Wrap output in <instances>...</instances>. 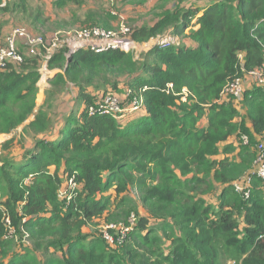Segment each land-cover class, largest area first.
Here are the masks:
<instances>
[{"label":"trees","instance_id":"obj_1","mask_svg":"<svg viewBox=\"0 0 264 264\" xmlns=\"http://www.w3.org/2000/svg\"><path fill=\"white\" fill-rule=\"evenodd\" d=\"M3 3L0 15L9 10ZM180 3L155 0L152 23L130 27L136 43L167 32L179 39L138 61L124 50L84 48L69 56L63 48L53 55L48 68L63 72L48 94L72 84L85 104L68 115L56 137L47 110L25 124L34 115L42 59L25 57L0 73V135L22 126L35 134L22 161L0 158V264H221L224 256L234 264H264V182L254 179L249 198L235 190L264 140V86L250 84L239 101L222 95L230 82L264 65V0ZM111 14L94 13L84 28L109 27L118 16ZM101 90L131 91V98H143V107L128 121L90 116ZM136 185L159 209L173 211L166 217L137 212L121 245L84 232L110 203H127ZM22 227L32 233L31 245L10 253Z\"/></svg>","mask_w":264,"mask_h":264},{"label":"rangeland","instance_id":"obj_2","mask_svg":"<svg viewBox=\"0 0 264 264\" xmlns=\"http://www.w3.org/2000/svg\"><path fill=\"white\" fill-rule=\"evenodd\" d=\"M210 0H181L180 5H184L186 7L194 5V6H204ZM42 0H30L29 11L24 12L23 15L16 16L14 25L11 24L10 20H5V17H8L7 14L0 15V24L2 25L1 36L4 32L7 31L8 28L15 26H23L28 28L31 32L36 35H40L44 37L46 40L51 41L53 38L64 37V34L78 31L84 27H88V25H84L88 19L91 18V15L96 13L97 15H102L107 18L109 14L112 16L119 15L124 18L125 24L129 27H133L135 25H141L143 23L150 24L154 19V5L155 0H150L146 4L138 7L128 8L122 4V0H86L84 6H78L69 4L66 7H59L58 9L46 6L42 3ZM41 4V5H40ZM172 7V4L169 5V8ZM38 12H42V16L40 15V19H36ZM156 12V11H155ZM109 13V14H108ZM142 16L143 19H138L137 17ZM3 16V17H2ZM10 21V22H9ZM121 19L117 16V19L112 20L110 22L109 27H105L100 25L98 27L107 28L113 32H118L120 29ZM3 31V32H2ZM0 36V37H1ZM132 41V40H131ZM177 43L179 39L173 38L170 35V32L165 33L162 36L151 39L145 43H136L132 41L130 47L126 49L127 52H131L133 54L134 60L138 61L141 57L147 54L151 49H153L157 45H161L162 43ZM60 46V45H59ZM58 49V48H56ZM55 50V48H54ZM61 49L56 50L59 51ZM63 70L55 69L50 70L48 65L44 62L41 63V67L39 69V73L41 74V78L38 82L39 93L36 98V107L34 110V115L30 117V119L25 123L35 119V115L38 113L40 109L47 110L52 121V126L55 125L54 129L55 133L51 137L57 136V131L60 130L61 126L64 125V121L68 117V115L72 113H77L78 110L81 111L84 109V102L78 99V91L77 89L70 84L62 91L55 94L54 97H51L48 93L52 89L51 81L58 73H62ZM245 87L247 88L252 81L246 79ZM54 89H56L54 87ZM105 91V90H101ZM127 92V91H126ZM125 91L118 92V94L124 99L123 107L128 108L126 105L128 101H126L127 93ZM136 94L133 92V95ZM135 97H137L135 95ZM243 108L240 107V111L242 114L244 113ZM135 114V113H134ZM133 114L127 113L121 121H128L131 119ZM24 126L19 127L16 132L14 131L12 134H3L0 135V158L9 155L10 158H14L16 162L22 161L23 155L27 150H30L34 147V136L32 132L29 134H25ZM16 138L14 143V147L10 149V151L2 152V147L4 144L12 139ZM225 156V155H224ZM222 155V157H224ZM151 186V182L148 181L149 188ZM146 189L143 187L131 188L129 193L126 195L128 202L122 204L121 208L118 207L115 203L109 204V209L104 213V215L100 218H97L94 223L89 224L84 232L90 237L104 236V233L108 232L112 236H118L121 234V229L124 227H130V221L133 217L136 218V213H141L142 215L150 216L151 214H155V211L160 215L159 217H166L173 211V208L161 210L158 208L154 202H150L146 199ZM113 191L109 194L111 195ZM115 196V195H114ZM113 196V197H114ZM158 221L154 225H157ZM134 229V228H133ZM159 229V228H158ZM132 232V231H131ZM130 232V233H131ZM128 234V236L130 235ZM14 234H16L14 232ZM31 236L32 233L29 232L25 227H22L21 233L16 234V237L11 245L10 253L18 252L22 253V249L25 247H30L31 245ZM126 241V239H125ZM124 241V242H125ZM123 242V243H124ZM123 243H117L116 245H121ZM169 243L166 244L164 251L167 253V247ZM221 264H234L231 260L224 256L221 259Z\"/></svg>","mask_w":264,"mask_h":264},{"label":"built area","instance_id":"obj_3","mask_svg":"<svg viewBox=\"0 0 264 264\" xmlns=\"http://www.w3.org/2000/svg\"><path fill=\"white\" fill-rule=\"evenodd\" d=\"M118 17L121 19L118 32L101 27H89L67 33L66 35L64 34V37H61L63 39L55 37L51 41L34 34L26 27H14L5 36L0 37V73L4 72L8 65H21L25 57H40L42 62L48 65L56 50L63 48L68 50L69 56L84 48H89L95 53L109 50L126 51L133 44L129 37L131 28L125 24L123 17L119 15ZM163 44L166 43H162L161 45ZM246 79L258 86H264V65L255 71L248 72L245 79L238 78L230 82L223 90V97L230 96L236 101L241 100L246 90L245 84L248 83ZM131 96L132 92L128 91L126 98V101H128L126 106L128 108H125L123 107L124 99L119 94L112 90H105L100 99L89 108L88 113L90 116L107 115L121 120L127 113H137L143 107V98H131ZM128 98L131 99L129 100ZM242 140L244 144H248V137L243 136ZM254 179L264 182V140H261L257 145L253 168L235 183L236 192L249 198ZM69 184L72 187L75 186L73 180H70ZM135 223L136 218L133 217L130 221L131 226L121 229L120 235L112 236L106 232L104 233V239L110 245L123 243L127 239L128 234L133 230Z\"/></svg>","mask_w":264,"mask_h":264},{"label":"crops","instance_id":"obj_4","mask_svg":"<svg viewBox=\"0 0 264 264\" xmlns=\"http://www.w3.org/2000/svg\"><path fill=\"white\" fill-rule=\"evenodd\" d=\"M4 3L2 5V7H6L7 4H9V10L7 12H4L2 15L7 14L8 17H5V20H10L11 24L14 25L15 23V18L16 16H20L23 15L24 12H28L29 11V6H30V0H3ZM44 5H48L51 7H54L56 9H58V7H56V5H54V0H42ZM17 5H22V7H16ZM41 5V4H40ZM39 14L37 15L36 19H40V15L42 16V12H38ZM3 17V16H2ZM9 21V22H10ZM14 27H20V26H13ZM23 27V26H22ZM12 27L8 28L6 32H4V34H2L1 38L3 36H5L9 31H11L13 29ZM3 32V31H2ZM248 89H250V85L247 87ZM1 165V164H0Z\"/></svg>","mask_w":264,"mask_h":264}]
</instances>
